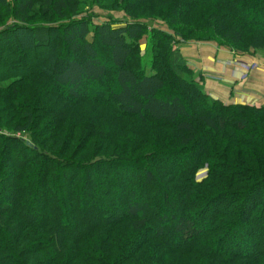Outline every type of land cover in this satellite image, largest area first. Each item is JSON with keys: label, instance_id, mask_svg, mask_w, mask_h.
<instances>
[{"label": "trees", "instance_id": "1", "mask_svg": "<svg viewBox=\"0 0 264 264\" xmlns=\"http://www.w3.org/2000/svg\"><path fill=\"white\" fill-rule=\"evenodd\" d=\"M255 13L264 0H0V264H264V105L212 98L174 48L262 52Z\"/></svg>", "mask_w": 264, "mask_h": 264}, {"label": "crops", "instance_id": "2", "mask_svg": "<svg viewBox=\"0 0 264 264\" xmlns=\"http://www.w3.org/2000/svg\"><path fill=\"white\" fill-rule=\"evenodd\" d=\"M184 56L190 58V66L198 71L206 91L215 98L227 104L264 105L263 57L234 53L232 64L233 57L228 53L195 45L184 49Z\"/></svg>", "mask_w": 264, "mask_h": 264}, {"label": "rangeland", "instance_id": "3", "mask_svg": "<svg viewBox=\"0 0 264 264\" xmlns=\"http://www.w3.org/2000/svg\"><path fill=\"white\" fill-rule=\"evenodd\" d=\"M233 1V0H232ZM254 3H255V1H254ZM254 3L251 5V8L253 9V7L255 6L254 5ZM239 11V10H238ZM252 11H254V10H252ZM255 12V11H254ZM90 14H93V17H92V21H93V23H104V22H106V21H110V19H108L109 18V14H108V12H104V11H101V10H99L98 8H95V9H93L92 10V12L90 13ZM114 14V13H113ZM111 16H113V19H112V22L114 23V24H119V25H125V21L127 22L128 20H127V18H126V15H124L123 13H115L114 15H111ZM240 16H242V17H239L237 14H236V17H230L229 19H228V22L229 23H231V24H236L237 23V21H239V19H241V21L242 20H244L245 21V19L246 18H248V14H241ZM254 18L258 21V22H260V25H264L263 23L264 22H261L262 20L264 21V18L262 17V16H260V15H258V14H254ZM120 20V21H119ZM121 20L123 21V22H121ZM9 24H12L11 22H9ZM162 24H164L161 20H159V19H156V21H153V20H149L148 21V27L150 28V30L151 29H153V28H158L160 25H162ZM0 30H2V27H0ZM55 38H56V40H57V36H55ZM25 39H27V37H25ZM55 40V39H54ZM175 41H176V43H174V48H179L180 50H181V53L183 54V56H184V49H186V48H189L190 46H192V45H195V46H212L213 48H214V50H216V52L217 53H221V52H226V53H228L230 56H232L233 57V59H232V61H231V63L232 64H234V53H239V52H236V51H234V49L233 48H231L228 44L227 45H225V43L224 42H219V41H217V40H211V41H199V40H195V41H184V40H182L181 38H178V37H175ZM54 42V41H53ZM56 43V42H55ZM57 45V44H56ZM147 45H148V36H146V37H144L143 38V40L141 41V49H142V55H144L145 53H146V47H147ZM59 46V45H58ZM60 54H58V55H64L65 53H66V57L67 58H70V57H72V55L70 54V52H67L66 51V49L63 47V49L62 50H60V52H59ZM239 54H243L244 56L247 54L248 56L250 55V56H261V57H263L264 58V51H262V52H259V53H257V51H254V50H252L251 52H249V53H239ZM24 55H25V63L27 64V66H29L30 65V62L32 61L33 62V58H35V57H37V58H41L40 57V53H36L34 50L32 51V50H27V51H25L24 52ZM4 57V56H3ZM74 57V56H73ZM184 58H185V56H184ZM4 59H5V57H4ZM186 59V62H187V65L193 70V72H194V74H193V78H194V80H196L197 82H199V83H201L203 86H204V88L206 89V87H205V82H204V79L201 77V75L198 73V71L196 70V69H193L190 65H192L191 64V61H190V58H185ZM198 60L200 61V63H201V59H199L198 58ZM34 65V64H33ZM245 68H247V66H244ZM244 68V69H245ZM6 68L4 69V67L1 69L0 68V77H6V74H7V72H6ZM10 70V69H9ZM246 70V69H245ZM170 80H171V82H170V84H168V88H167V90H166V95H168V96H171V97H175V96H179V97H181V99L186 103V105L188 106V107H192L193 108V106H195L197 103H198V101L196 100V99H188V95L187 94H183V93H181L180 92V90H179V87H178V85H177V83H176V81H174V79L171 77L170 78ZM109 86H111L112 87V85L111 84H109ZM58 91V96H60V97H68V95L67 94H65V92L63 91V90H57ZM207 92V91H206ZM208 93V92H207ZM209 94V93H208ZM212 98H214V99H217V98H215L214 96H212L211 94H209ZM224 102V101H223ZM259 107V106H258ZM190 111V110H189ZM191 112V111H190ZM192 113V112H191ZM184 161V159H181V158H178V159H174V158H171V157H166V156H164V155H161L159 158H158V161H160V163H165V165H167V166H170V167H172V168H175V169H177L176 167H178L177 165H179V164H177L179 161ZM180 166V165H179ZM160 167H161V164H160ZM206 170H201V171H199L198 172V174H197V177H196V179L198 180V181H201L204 177H205V175H206ZM97 174H99L98 172H97ZM96 176V173L95 174H93L92 176H91V178L89 179V183H93L94 182V178H96L95 177ZM79 179H80V176H78V175H75V182H78L79 181ZM118 180H120V182H121V186H124L125 184H126V186H127V183H129V181H128V178H119ZM64 181L65 182H70V180H68V178L67 177H65V179H64ZM128 187V186H127ZM78 190V189H77ZM222 203L220 202V204H219V206L221 205ZM179 205V204H178ZM177 208L178 207H176L175 208V211L177 212ZM83 211V212H85V210L80 206V211ZM191 218L193 217V216H190ZM192 219H194V218H192ZM200 219H196V222L199 224V221Z\"/></svg>", "mask_w": 264, "mask_h": 264}, {"label": "water", "instance_id": "4", "mask_svg": "<svg viewBox=\"0 0 264 264\" xmlns=\"http://www.w3.org/2000/svg\"><path fill=\"white\" fill-rule=\"evenodd\" d=\"M29 145H30V143H29Z\"/></svg>", "mask_w": 264, "mask_h": 264}]
</instances>
